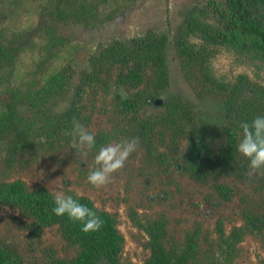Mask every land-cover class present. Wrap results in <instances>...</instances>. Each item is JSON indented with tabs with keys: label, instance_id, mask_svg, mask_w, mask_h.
<instances>
[{
	"label": "rangeland",
	"instance_id": "374dc122",
	"mask_svg": "<svg viewBox=\"0 0 264 264\" xmlns=\"http://www.w3.org/2000/svg\"><path fill=\"white\" fill-rule=\"evenodd\" d=\"M53 1L0 0V41L15 40L20 45L15 61L0 70V97L7 90L33 92L52 75L67 69L72 74L70 87L48 103L52 114L62 113L72 107L77 85L85 82L84 74L93 72L92 55L112 43L143 37L149 30L165 31L170 34V85L161 95L187 102L193 121L184 124L177 143L171 140L172 131L167 130L164 135L157 132L149 147L135 124L144 118L163 117L166 109L144 105L136 112L124 110L120 98H128L137 90L117 86L120 68L107 66L101 80L83 86L82 123L96 133L97 149L108 142L139 139V148L125 168L106 186L96 189L87 182L95 150L86 159L77 157L70 147V136L55 138L43 132L35 138L33 147L15 153L11 160L6 150L1 152L0 183L22 180L29 189L43 186L53 194L88 196L98 208L116 216L125 238L121 253L125 264L147 262L151 255L149 236L140 222L160 217L167 220V239L179 244L184 243L188 232L199 228V264L220 259L218 220L227 233L236 228L245 231L230 264H264V177L258 173L252 176L248 169L194 179L179 163L188 148L189 134L209 132L215 125L221 127L232 121L226 112L225 92L208 91L197 76L189 74L187 78L176 47L180 28L195 16L211 28L223 27L215 11L219 0H86L97 5L95 16L88 21L51 15L45 8ZM75 1L77 5L82 3ZM52 37L59 41L53 42ZM188 42L196 47L205 44L199 34L190 36ZM209 49L208 64L217 79L230 83L242 79V95L264 97L263 58L228 44L213 43ZM19 110L28 113L25 105ZM213 134L210 139L219 159L223 140ZM219 185L226 189L220 190ZM23 221L29 220L19 209L0 204V249L18 256L21 264H61L76 255L78 249L62 238L57 226L46 227L35 237L29 235Z\"/></svg>",
	"mask_w": 264,
	"mask_h": 264
},
{
	"label": "trees",
	"instance_id": "16d2710c",
	"mask_svg": "<svg viewBox=\"0 0 264 264\" xmlns=\"http://www.w3.org/2000/svg\"><path fill=\"white\" fill-rule=\"evenodd\" d=\"M105 2L116 0H104ZM54 0L45 9L57 18H70L76 21L90 20L95 15L97 5L82 0ZM215 11L223 22L221 28L211 25L195 16L180 28L176 47L188 78L197 76L203 87L211 92H225L227 116L231 123L213 126L205 133L194 131L189 134V145L180 158V166L194 179H207L219 172H242L248 170L249 161L237 151V132L242 122H251L256 116H264V97H248L243 94L242 79L237 82H223L210 70L209 47L213 43L228 44L240 52L264 59V0H219ZM199 34L205 44L196 47L188 38ZM53 42H58L52 37ZM55 44V43H54ZM170 44L168 32L147 31L145 36L130 41H119L103 47L92 55V73H85L84 84L97 83L100 74L107 66H119L120 72L115 81L117 86H125L137 91L122 99L121 106L128 112H136L144 105L164 107L166 115L157 118H144L135 124L138 134L149 142V147L157 132L164 135L171 130V140L178 142L177 136L184 131V124L193 121V114L187 102L177 98L166 99L161 93L170 85L167 51ZM20 45L16 41H0V70L12 64L18 56ZM72 74L67 69L57 72L41 87L33 92L19 94L7 90L0 97V154L6 150L8 159L17 152L33 147L35 138L45 132L50 137L65 135L72 127L75 117L83 121V103L80 93L84 84L76 87L72 107L56 115L50 112L48 103L60 97L71 85ZM190 78V76H189ZM80 97H79V96ZM20 105L27 107V114L20 112ZM160 124V125H159ZM169 128V129H168ZM220 136L219 159L215 157L211 135ZM67 136V135H65ZM10 159V160H11ZM220 190L226 187L219 185ZM81 203L94 208L104 221L97 232L84 233L79 223H73L67 216L57 217L52 213L53 193L46 187L29 189L22 180L0 183V204L19 209L29 221L22 225L29 235L38 237L49 226H57L62 238L78 250L70 259L61 264H125L121 260L125 238L117 226L114 214L98 208L88 196L69 192ZM141 226L149 236L151 255L145 264H199L198 247L200 230L198 227L186 234L183 244L168 238L166 218L141 221ZM217 251L220 259L209 264H230L238 242L245 235L242 228L227 233L223 222L217 221ZM0 264H21L18 256L0 249Z\"/></svg>",
	"mask_w": 264,
	"mask_h": 264
},
{
	"label": "clouds",
	"instance_id": "9594fccd",
	"mask_svg": "<svg viewBox=\"0 0 264 264\" xmlns=\"http://www.w3.org/2000/svg\"><path fill=\"white\" fill-rule=\"evenodd\" d=\"M65 135L71 137L70 147L76 150L77 157L86 159L95 150L94 167L88 172L87 182L96 189L106 186L114 174L123 170L139 148V139L131 137L102 144L97 149L96 133L75 117ZM237 140V151L249 161V174L254 176L258 173L259 177H264V116H256L250 123L242 122ZM53 204L54 215L67 216L73 223H79L84 233L97 232L103 227L104 221L97 211L72 195L56 192Z\"/></svg>",
	"mask_w": 264,
	"mask_h": 264
}]
</instances>
